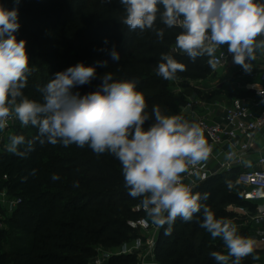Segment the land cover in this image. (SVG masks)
Here are the masks:
<instances>
[{
	"label": "trees",
	"instance_id": "obj_1",
	"mask_svg": "<svg viewBox=\"0 0 264 264\" xmlns=\"http://www.w3.org/2000/svg\"><path fill=\"white\" fill-rule=\"evenodd\" d=\"M0 3L6 9L15 6L13 0ZM18 7L30 33L29 38L24 29L15 33L17 40L28 43L26 51L34 68L24 89L29 98L40 100L37 86L46 84L57 72L77 63L95 66L98 61H107L106 68L96 67V79L73 91L81 95L95 91L101 76L111 72L115 80L138 82L137 90L143 93L149 113L153 106H159L162 114L173 115L180 114L187 101L169 95L171 80L156 74L161 54L172 55L186 66L175 79H205L212 72L206 64L207 56L193 62L186 54L173 53L181 29L167 28L158 18L155 26L164 29L162 41L151 30H130L123 23L126 14L120 0H20ZM113 45L119 61L108 55ZM152 122H146L144 128ZM37 133L36 128L28 126L26 140L34 139ZM53 174L59 179L53 180ZM238 174L236 169L214 176L193 190L209 194L201 203L216 218H233L228 206L248 207L237 184ZM234 185L239 188L237 193ZM4 190L12 199L20 200L10 224L30 240L25 248L2 254L4 238L11 232L0 229V264H92L96 257L94 246H122L135 233L128 222L141 217L133 210L141 204V198L128 195L120 162L108 153L97 156L87 146L64 147L37 140L34 150L24 158L0 150V191ZM202 219V211L187 223L177 218L170 235L160 229L157 263L216 264L211 252L227 254L222 239L213 238L200 227ZM244 260L240 264H246ZM231 261L232 258L229 264ZM109 264H136V260L120 257Z\"/></svg>",
	"mask_w": 264,
	"mask_h": 264
},
{
	"label": "clouds",
	"instance_id": "obj_2",
	"mask_svg": "<svg viewBox=\"0 0 264 264\" xmlns=\"http://www.w3.org/2000/svg\"><path fill=\"white\" fill-rule=\"evenodd\" d=\"M14 3L18 5L20 0ZM120 4L126 14L123 23L130 30H151L162 41L164 29L155 26L158 18L167 28L179 27L175 47L193 62L209 57L212 69L223 59L216 56L223 45H227L233 63L246 73L252 71L257 51L264 53V3L260 0H120ZM19 27L18 9L0 5V131L8 127L10 119L38 130L32 140L11 135L7 152L24 158L38 140L64 147L87 146L97 156L108 153L122 166L128 195L141 198L151 223L164 229L165 235L171 234L177 218L187 223L202 211L200 227L213 238H221L227 249V254L210 253L216 264H229L230 258L231 264H240L253 253L254 240L240 235L231 220L216 218L201 203L209 194L193 192L183 181V174L206 162L212 153L199 123L179 114H162L159 106L149 113L143 93L137 90L138 82L115 80L111 72L101 76L95 91L84 95L73 91L96 79V67L106 68L107 61L95 66L77 63L57 72L46 84L37 86L40 100L29 98L24 89L34 68L26 40L16 38ZM108 55L113 61L120 60L114 45ZM185 70L172 55L162 53L156 74L173 80ZM149 120L153 122L145 129ZM52 178L59 176L53 174Z\"/></svg>",
	"mask_w": 264,
	"mask_h": 264
},
{
	"label": "built area",
	"instance_id": "obj_3",
	"mask_svg": "<svg viewBox=\"0 0 264 264\" xmlns=\"http://www.w3.org/2000/svg\"><path fill=\"white\" fill-rule=\"evenodd\" d=\"M260 2L264 3V0H260ZM173 28L180 29L179 27ZM173 53L183 54L176 47L173 49ZM216 56L218 58L223 57L216 70L233 69L236 71L249 81L247 87H251L250 90L253 91L254 97L242 99L241 105L237 108L224 107L229 117V127L215 122L209 118V115L201 114L206 104L203 101L195 100L196 98L193 99L192 97L190 104L186 105L185 109L188 111L191 121L199 123L203 128L205 138L212 147L210 158L214 157L216 152L224 145L229 144L232 146L226 152L224 158L218 162L220 166L218 173H232L238 169L237 184L241 188L244 201H249L250 199L264 200V155H259L256 158L258 168L246 166V161L253 156V146L256 137L264 130V53H261L260 67L250 73H246L240 66L233 63L232 55L227 51V45L221 46L217 50ZM250 83L252 86H250ZM216 106H219V104H216ZM18 123V120L10 119L8 127L4 131L11 129ZM4 131H0L1 136ZM236 138L239 139V142L235 144L233 141ZM212 177H214L213 172L203 162L195 168H190L187 173L183 174L182 178L184 183L191 186L194 190ZM5 178L7 179V177ZM0 197H2L3 201H1L6 206H10L8 207L9 210L14 208L15 211L20 205V200L10 198L6 190L0 194ZM230 208H233V206ZM133 210L140 213L141 217L129 221V228L134 232L148 234L144 242V250L147 251L146 255L151 260L142 264H158L156 261V241L160 228L151 223L141 204L137 205ZM235 213L245 217L247 222L260 225L264 223V202L257 205L255 212L248 207H236ZM261 243L264 245V231ZM109 262L110 259L108 257L98 255L93 259L92 264H109Z\"/></svg>",
	"mask_w": 264,
	"mask_h": 264
},
{
	"label": "rangeland",
	"instance_id": "obj_4",
	"mask_svg": "<svg viewBox=\"0 0 264 264\" xmlns=\"http://www.w3.org/2000/svg\"><path fill=\"white\" fill-rule=\"evenodd\" d=\"M19 4L18 5L15 4V6L9 8V10L13 8L18 9V22L20 24L19 29H24V31L27 32V37L29 38L30 33L29 31H27L29 28L26 22L24 21V16L21 9L18 7ZM0 5L2 4L0 3ZM20 35L23 36V31L20 32ZM27 45L28 43H26V47ZM256 54H259V51H257ZM206 64L209 65L207 61ZM207 67L212 70L208 78L199 79V80L177 78L171 80L167 88V92L169 93V95H172L174 97H181L182 99H185L187 101V105L190 104L192 97L194 95H197L195 100L198 101H203V102L208 101L212 103L217 102L216 100L219 99L221 94L219 91V86L224 84L226 81L230 82L231 79L227 77L228 74L226 73L227 72L226 70H216V69H212L210 66ZM185 108L186 106L181 108L179 115H182L184 118L191 121V118L187 113L188 111ZM11 135L26 136L27 127H24L20 123H18L17 125L13 126L11 129L2 132V136L0 137L1 151L6 150L5 146L9 142V137ZM63 155H67V154L64 153ZM238 190H239L238 186L234 185V192L237 193ZM2 192L3 191H0V194ZM1 200L2 197H0V201ZM2 201L0 202V229H4L6 232L9 233L11 232L8 235V237L4 238L2 254L9 255L12 252L17 251L19 248H25L30 239L22 235V233L18 231L15 226L10 224V218L13 216V212L11 211H14V208H11L9 210L8 207L10 206L9 205L6 206L5 203ZM230 207L231 206L227 207V211L232 213L234 217L229 220L234 222L237 225V228H242L246 226L247 225L246 218L243 217L242 215H238L237 213H235L236 207H240V206L234 205L233 208ZM238 233L244 236L243 233L240 232ZM147 237L148 234L135 232L132 238L120 247L105 249L101 246H94L93 249L96 252V256L101 255L104 257H108L110 261H112L115 258L130 257L131 259L136 260V264H142V263L150 262L151 260V258L146 255L147 251L144 250L145 249L144 242L146 241ZM224 251L227 252V249L225 248ZM261 260L262 261L264 260V254L261 255L260 253H252L251 255L245 257L244 263L258 264L259 261L261 262Z\"/></svg>",
	"mask_w": 264,
	"mask_h": 264
},
{
	"label": "crops",
	"instance_id": "obj_5",
	"mask_svg": "<svg viewBox=\"0 0 264 264\" xmlns=\"http://www.w3.org/2000/svg\"><path fill=\"white\" fill-rule=\"evenodd\" d=\"M260 58L261 52L256 54V59L251 61L252 63V70H257L260 67ZM227 77L231 79V81H226L224 84L219 86L220 97L217 102H205L206 107L202 110L201 114L209 115V118L214 120L215 122L222 124L223 126L229 127V117L224 110V107H239L241 105V100L244 98H253L254 93L250 90L251 87H247L249 81H247L243 76L238 74L233 69L226 70ZM229 82V83H228ZM250 86L251 83H250ZM197 95L195 96V98ZM219 104V106H216ZM209 109V110H208ZM1 137V135H0ZM235 144L239 142V139L236 138L233 141ZM230 149V145H224L221 149H219L214 157L210 158L204 162V165H207L208 168L213 172L214 176L220 175L219 169V161H221L226 152ZM253 156L251 159L246 161V166L249 168H258L256 164V158L259 155H264V130L261 131L254 142L253 146ZM223 174V173H221ZM248 203V208L255 212L257 205H260L264 202L262 199H250L249 201H245ZM234 206V205H232ZM241 207V206H240ZM247 222V221H246ZM238 232L243 233L245 237L251 238L254 240V251L253 253H260L261 255L264 254V245L261 243V237L264 231V223L258 225L255 223L247 222V225L242 228H237ZM258 264H264V260L261 262L259 261Z\"/></svg>",
	"mask_w": 264,
	"mask_h": 264
},
{
	"label": "water",
	"instance_id": "obj_6",
	"mask_svg": "<svg viewBox=\"0 0 264 264\" xmlns=\"http://www.w3.org/2000/svg\"><path fill=\"white\" fill-rule=\"evenodd\" d=\"M195 96H196V95L193 96V99H195Z\"/></svg>",
	"mask_w": 264,
	"mask_h": 264
}]
</instances>
